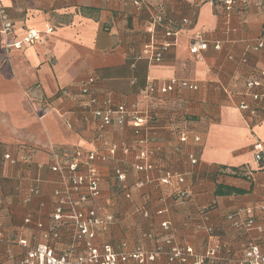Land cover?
I'll list each match as a JSON object with an SVG mask.
<instances>
[{
  "label": "crops",
  "instance_id": "obj_1",
  "mask_svg": "<svg viewBox=\"0 0 264 264\" xmlns=\"http://www.w3.org/2000/svg\"><path fill=\"white\" fill-rule=\"evenodd\" d=\"M144 1L138 9L115 0H0L14 24L5 34L0 22V264H17L25 253L18 240L35 246L53 227L60 175L50 169V148H104L95 141L94 125L85 120L80 104L62 94L77 95L90 77L100 97L149 110L155 128L147 148L157 170L149 174L130 165L138 149L129 123L105 134L110 143L126 142L133 152L98 165L101 208L115 217L105 241L115 247L126 242L130 248L143 244L154 249L170 234L177 244H191L200 254L216 248L217 264H240L248 241L264 249V162H255L253 149L257 141L264 142V99L256 115L240 108L244 101L256 106L246 85L260 78L264 49L248 50V45L264 33V0H250L246 11L236 7L229 17L211 0ZM161 7L180 35L164 59L152 64L141 54L149 39L150 16ZM29 30L40 31L44 42L14 48ZM198 31L210 41L199 61L188 48ZM216 42L221 49L214 47ZM172 78L199 88L142 99L146 86H162ZM4 153L19 159L28 155V160L10 165L3 161ZM117 167L127 175L124 182L117 179ZM162 169L179 172L185 182L159 185ZM144 180L146 185L137 188ZM218 185L246 194L216 196ZM33 186L41 193L26 204ZM180 189L189 191L187 200L178 198ZM249 208L261 230L238 229L229 220L238 212L246 220ZM28 216L32 222L26 225ZM164 221L173 224V231L165 232ZM74 231L70 219L57 226L59 238L50 240L56 255L70 249ZM81 251L78 247L75 254ZM153 264L170 263L160 257Z\"/></svg>",
  "mask_w": 264,
  "mask_h": 264
},
{
  "label": "built area",
  "instance_id": "obj_2",
  "mask_svg": "<svg viewBox=\"0 0 264 264\" xmlns=\"http://www.w3.org/2000/svg\"><path fill=\"white\" fill-rule=\"evenodd\" d=\"M125 3H131L133 6L142 8L145 6L144 0H115ZM215 6H219L225 12L227 17L236 7L246 11L250 5V0H211ZM164 9L153 12L147 26L149 35L148 41L143 45L141 57L150 63H159L164 56L178 42L180 30L172 26L166 19ZM0 22L3 24L2 31L5 34L13 30L14 24L10 19L7 9L0 2ZM47 32L51 31L50 25H47ZM22 41L14 43L12 46L21 49L24 43L37 44L44 42L40 31L29 30ZM210 41L205 34L198 31L192 36L189 43V52L196 60L204 58V52L208 50ZM216 49H221L219 42L214 43ZM264 49V33L259 37L255 45H248V50ZM246 62V57L242 59ZM260 78L247 82L246 90L256 106L249 105L246 101L242 102L240 108L249 110L251 115H256L261 101L264 99V68L259 72ZM96 80L93 77L87 78L82 82L79 93L73 94L69 91H63L64 96L78 102L81 110L85 114V120L91 122L95 128V141L102 143L104 148L99 151L83 150L79 147L60 148L51 147L50 155L52 163L50 169L53 173L60 175V186L54 191L56 198V207L52 214V229L44 232L42 241L35 246L31 245L25 238L18 240V243L25 248V253L17 264H153L160 257H165L170 264H217L219 261V252L214 247H208L204 254L197 253L194 246L177 244L170 234L163 235L154 249H149L143 244L133 247L124 242L119 246L104 242L101 245L95 243V239L101 231H107L110 225L115 221L111 213H101L95 205L102 198L101 171L99 163H106L116 159L120 153L124 156L131 155L132 147L126 142L110 143L105 134L108 129L116 127L124 129L129 123L133 128V133L137 137V153H133V159L130 165L137 172H146L147 174L157 170L151 161L152 152L147 148L150 136L155 134L153 117L149 110L139 108L134 103L126 105L116 103L113 98L100 97L95 90ZM198 90V85L188 80L177 78L170 79L162 86L149 84L143 90V100H148L156 93L168 94L177 89ZM187 136H182L181 141L186 142ZM197 141L200 139L197 138ZM255 162L264 160V142L257 141L253 145ZM4 162L15 165L20 160L27 161L28 155L21 159L11 156L9 153L2 155ZM193 164L197 159L190 156ZM162 176L158 179L160 185H173L175 182L182 184L185 182L184 176L177 171L162 169ZM117 179L124 182L127 179L125 171L117 167L115 169ZM147 181H138L137 188H143ZM29 194L25 197V203L31 202L33 197L39 196L41 191L37 187H32ZM180 200H187L189 191L180 189L177 191ZM131 197L130 193L126 195ZM248 215L246 220H241L240 213L229 215V220L238 229L243 230H261V227L254 218V209L249 208L245 212ZM145 215L148 216L146 212ZM64 219L73 221L74 240L81 244L84 243L86 252L75 254L74 248L56 255L51 239L57 240L59 233L57 226L61 225ZM32 222V217L28 216L24 223L28 225ZM165 232L173 231V224L170 221L161 223ZM43 223H38L37 227L42 229ZM211 233L213 230L208 228ZM152 237V235H148ZM3 240V234L0 232V241ZM244 257L240 264H264V249L257 243L248 241L243 248Z\"/></svg>",
  "mask_w": 264,
  "mask_h": 264
},
{
  "label": "rangeland",
  "instance_id": "obj_3",
  "mask_svg": "<svg viewBox=\"0 0 264 264\" xmlns=\"http://www.w3.org/2000/svg\"><path fill=\"white\" fill-rule=\"evenodd\" d=\"M12 156V155H11ZM14 157V156H13ZM102 199V198H101ZM100 199V200H101ZM100 200L98 201V202H96L95 204H93V206L95 205V207L103 214V213H107V212H104L103 211V209L101 208L102 206H101V204H100ZM109 230H107V231H101L100 233H98V235H97V237H96V239H95V243L96 244H98V245H101L102 243H104V242H107V241H105V235L107 234V232H108ZM103 239V240H102ZM97 240H100L101 242L100 243H97L98 241ZM71 242H72V244H71V247H70V249H72V248H74V251L78 248V247H80L81 249H82V253H84V252H86V249H85V245H84V243L83 244H81V243H79V242H76L75 240H74V234H73V236H72V240H71ZM107 243H109V242H107Z\"/></svg>",
  "mask_w": 264,
  "mask_h": 264
},
{
  "label": "trees",
  "instance_id": "obj_4",
  "mask_svg": "<svg viewBox=\"0 0 264 264\" xmlns=\"http://www.w3.org/2000/svg\"><path fill=\"white\" fill-rule=\"evenodd\" d=\"M260 162H264V160H260ZM259 162V163H260ZM216 196H232V194L235 195H243L246 194L245 191L235 188V187H228L223 185H218L217 189L215 191Z\"/></svg>",
  "mask_w": 264,
  "mask_h": 264
}]
</instances>
